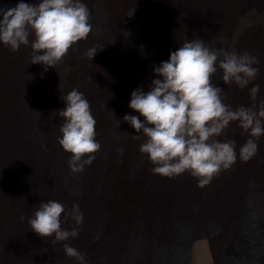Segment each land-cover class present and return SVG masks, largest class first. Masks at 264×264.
I'll use <instances>...</instances> for the list:
<instances>
[{
    "label": "bare ground",
    "instance_id": "6f19581e",
    "mask_svg": "<svg viewBox=\"0 0 264 264\" xmlns=\"http://www.w3.org/2000/svg\"><path fill=\"white\" fill-rule=\"evenodd\" d=\"M84 2L91 12V34L46 72L43 64H31L30 45L12 51L0 43V264H78L65 254L64 243L85 253L88 264H191L193 244L202 239L208 241L213 264H264V136L251 160L238 158L203 187L189 172L169 179L153 174L147 155L134 158L146 137L141 133V139H134L136 130L129 123L117 128L119 137H111V119L121 113L139 115L129 107L132 91L140 86L147 91L154 68L185 40L200 38L212 49L257 57L259 72L247 87L225 83L218 66L212 82L233 108L253 105L249 88L254 84L260 85L257 103L264 100V24L257 12L243 15L261 9L264 0ZM17 3L0 0V8ZM135 5L144 6L137 18L131 15L135 32L125 38ZM220 38L223 42L217 44ZM86 47L104 48L92 59L79 58ZM60 82L85 94L97 121L102 147L80 173L72 172L71 154L58 142L59 110L65 107ZM119 100L122 106L117 107ZM104 105H110V114ZM230 125L228 139H214L236 141L238 152L248 133L238 121ZM133 162L136 168L126 180ZM141 168L150 169L144 174L148 178H142ZM161 177L167 184L153 191ZM71 181L75 192L69 189ZM248 184L252 188L240 202ZM49 199L62 202L66 212L79 204L82 225L61 215L63 228H80L77 237L53 245V237L30 229L28 217Z\"/></svg>",
    "mask_w": 264,
    "mask_h": 264
},
{
    "label": "clouds",
    "instance_id": "9594fccd",
    "mask_svg": "<svg viewBox=\"0 0 264 264\" xmlns=\"http://www.w3.org/2000/svg\"><path fill=\"white\" fill-rule=\"evenodd\" d=\"M90 20L84 0H18L14 7L0 8V43L12 51L30 45L31 64H43L46 72L56 67L77 42L89 37ZM103 48L91 47L86 55L92 59ZM257 63L258 58L248 52L212 49L200 38L185 40L154 68L156 75L147 91L143 86L132 91L129 107L139 115L126 113L123 119L135 128L134 139L146 137L140 151L154 165L153 174L171 178L189 172L203 187L221 171L231 169L238 158L247 162L257 154V140L264 136V100L257 103L260 85L249 88L251 107L233 108L224 102V90L212 82L219 67L225 83L245 88L259 72ZM61 98L65 107L59 115L64 122L59 127L62 136L58 142L71 154L68 163L72 172L80 173L94 162L95 153L102 147L96 138L97 121L90 101L78 88ZM233 121L248 133L238 152L236 141L214 139ZM62 213L65 220L70 215L77 225L84 222L78 203L66 212L62 202L49 199L41 201L28 217L30 229L44 238L53 237V245L77 237L79 227H62ZM63 248L78 264H88L86 254L71 244L64 243Z\"/></svg>",
    "mask_w": 264,
    "mask_h": 264
},
{
    "label": "rangeland",
    "instance_id": "374dc122",
    "mask_svg": "<svg viewBox=\"0 0 264 264\" xmlns=\"http://www.w3.org/2000/svg\"><path fill=\"white\" fill-rule=\"evenodd\" d=\"M26 2H29V3H32L30 0H27ZM144 5H142V6H138V5H135L134 7H132L131 8V10H130V13H129V15H131V13H132V11H133V9H135L134 10V15H135V17L137 18V16H138V13L139 12H141V7H143ZM95 11H94V13L96 12V9H94ZM102 11H101V9H100V13H101ZM251 12H257V14L256 15H258V17L260 18V23L261 24H264V6L263 7H261V9H259V10H247V11H243V15H245V17L248 15L249 16V14L251 13ZM132 22L133 21H131V16H129V18H128V20H127V33H126V36H125V38L127 37V35L129 36L130 34H133L134 32H135V30L134 31H132V29H131V24H132ZM239 23V22H238ZM123 40V39H122ZM223 42V39L222 38H220V39H218L217 40V44H221ZM122 43H123V41H122ZM149 42H147V43H144L143 44V46L145 45V46H149ZM221 48V47H220ZM88 47H86L85 49H84V51L82 52V50H81V52L79 53V58H82V59H84V58H86L87 57V55H86V53H87V51H88ZM142 50H143V48H141ZM81 54V55H80ZM83 54V55H82ZM84 57V58H83ZM65 68H67L68 66L66 65V66H64ZM126 89V88H125ZM68 89L65 87V85L62 83V82H60L59 83V87H58V91H59V97L61 98L62 97V95L64 94V93H67L68 91H70V90H68ZM62 99V98H61ZM122 101H117V107L119 106H122V103H121ZM103 108H104V110H105V112L107 113V114H110V111H111V107H110V105H104L103 106ZM126 113H121V115H118L117 117H115V118H113V119H111V123H112V125L115 127L114 128V131H115V133L114 134H111V137H117V135H118V137L121 135V133L122 132H119V131H117V128L118 127H121V126H126L129 122H127V121H125L124 119H123V117H124V115H125ZM58 121H59V124L61 125L62 124V118L60 117V115L58 116ZM60 125H59V127H60ZM60 132V131H59ZM231 132H232V126L231 125H229L225 130H224V132H223V136L224 137H226V139H228L229 138V135L231 134ZM60 134H62V133H60ZM108 145H110V143L107 141L106 142ZM67 153V152H66ZM66 153H65V155H66ZM143 155H147V154H144V153H142L141 151H140V146L139 145H137V151H136V153H135V156H134V158H137V159H140ZM145 159L146 160H149L148 159V156H146L145 157ZM136 168V166H135V163L133 162L131 165H130V167L128 168V172H127V174L125 175V178H126V180L128 179L127 177H131L132 175H133V171H134V169ZM143 170V171H142ZM150 172V169L149 168H147V169H145V171H144V169H142L141 168V172L143 173V176H142V178L143 179H145V178H148V174H146V175H144L146 172ZM103 172H104V169H103ZM146 176V177H145ZM169 179H170V177H168ZM164 179H165V181H164ZM164 179H162V177H161V179H160V181L156 184V185H153L152 187H153V191H158V192H160V190L167 184V182H168V179L167 178H164ZM162 182V183H161ZM161 184V185H160ZM69 189L72 191V192H75L76 191V185L74 184V182H69ZM155 187V188H154ZM252 188V185L251 184H248L247 186H246V188H245V190H244V192H243V197H242V201H240V202H243V198H245V196L247 195V193H248V191L250 190ZM160 189V190H159ZM136 217V218H135ZM134 219L135 220H137V222L139 221V215L137 214V215H134ZM97 229H98V227H97ZM229 242V241H228ZM212 244H213V241H212ZM191 264H213V260H212V257H211V252H210V249H209V245H208V241L206 240V239H202V240H198L197 242H195L194 244H193V250H192V262H191Z\"/></svg>",
    "mask_w": 264,
    "mask_h": 264
}]
</instances>
